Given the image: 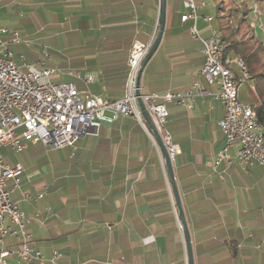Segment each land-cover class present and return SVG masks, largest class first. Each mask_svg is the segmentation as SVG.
Listing matches in <instances>:
<instances>
[{
  "label": "crops",
  "instance_id": "crops-1",
  "mask_svg": "<svg viewBox=\"0 0 264 264\" xmlns=\"http://www.w3.org/2000/svg\"><path fill=\"white\" fill-rule=\"evenodd\" d=\"M182 10V0H166L163 35L143 68L140 88L158 95L193 91L183 102L166 104L167 128L179 147L172 166L193 264H264V167L240 165L237 144L213 167L224 144L217 126L222 104L214 97L219 84L199 73L200 42L191 37V22L180 20ZM35 19L43 25L35 26ZM157 24L155 0H0V25L31 37L28 45L12 47L16 54L36 67L43 59L44 67L54 68L43 44L41 55L31 46L35 37H44L42 30H54V40L62 36L65 46L55 79L73 81L102 100L128 92L122 82L132 44L150 43ZM196 26L209 35V23ZM89 74L94 79L86 82ZM241 94L239 89L243 102H258ZM135 108L134 115L119 114L73 147L53 154L36 143L22 151L29 158L18 161L24 173L13 196L26 215L39 213L28 230L45 259L57 250L62 255L56 264H187L162 156L136 103ZM42 164L46 170L38 167ZM23 192L42 197L23 200ZM33 200L34 205L26 202Z\"/></svg>",
  "mask_w": 264,
  "mask_h": 264
},
{
  "label": "built area",
  "instance_id": "built-area-1",
  "mask_svg": "<svg viewBox=\"0 0 264 264\" xmlns=\"http://www.w3.org/2000/svg\"><path fill=\"white\" fill-rule=\"evenodd\" d=\"M183 10L180 20L190 21L191 37L200 42L203 63L199 73L208 81L219 84L214 97L222 104V116L217 126L224 136L223 147L214 161L215 168L227 157L229 147L237 144L236 159L240 165L250 168L254 165L264 167V139L258 138L259 123L249 103L238 98V92H230L228 77L220 73L217 66L215 38L209 24L210 33L202 36L196 22L199 11L206 7L203 0H182ZM210 22V16H204ZM19 31L0 27V260L8 263V258L36 264H56L61 253L53 250L49 259H45L39 249L33 246L32 234L28 225L39 218L36 212L28 216L22 211L13 194L21 185L24 173L22 163L7 160L8 154H17L29 144L39 143L46 148L60 149L73 147L78 139L92 133L103 123L112 122L119 114L128 115L135 108L133 84L138 63L150 45L135 41L132 45L128 65V92L111 104L95 94L78 90L73 81H57L56 68L30 64L23 53L16 54L14 45H28ZM43 51L45 49L43 48ZM232 62L241 71L236 59ZM68 74H74L71 70ZM76 76H79L76 73ZM92 74L85 77L89 82ZM239 88L245 82L239 79ZM196 83L192 84L194 87ZM192 97V89L185 92H169L158 95L154 92H142V100L150 117L166 146L171 162L174 161L179 147L172 140L166 128L168 110L166 104L172 101L183 102L184 97ZM111 112L112 115H107ZM137 116L138 112H137ZM42 193L32 196L23 192L21 199L37 200Z\"/></svg>",
  "mask_w": 264,
  "mask_h": 264
},
{
  "label": "trees",
  "instance_id": "trees-1",
  "mask_svg": "<svg viewBox=\"0 0 264 264\" xmlns=\"http://www.w3.org/2000/svg\"><path fill=\"white\" fill-rule=\"evenodd\" d=\"M144 1L145 0H134L135 4H141ZM210 1L212 4L209 8L211 15H206L211 17L209 24L220 34L222 41L226 44L224 56L228 58L231 57L232 59H239L245 66V70L248 74L247 82L251 84L258 99L256 104H249L255 112L257 122L264 129V42L258 39L254 33V22L256 19H261L264 29V0H236L241 1V4L235 6L229 5L227 8L222 6V0ZM155 2L156 5L158 4L159 6V0H155ZM255 6L257 8H255ZM203 9L202 15H204ZM254 10L259 11L258 17L255 16ZM157 30L158 24L155 29V36ZM152 41L153 39L151 42ZM129 71L130 69L127 67L122 82L124 89L127 87L126 81ZM125 94L126 93L123 91L117 99H107L105 101L113 104L121 100ZM130 115H134L133 112H131ZM231 247L235 249V246Z\"/></svg>",
  "mask_w": 264,
  "mask_h": 264
},
{
  "label": "water",
  "instance_id": "water-1",
  "mask_svg": "<svg viewBox=\"0 0 264 264\" xmlns=\"http://www.w3.org/2000/svg\"><path fill=\"white\" fill-rule=\"evenodd\" d=\"M165 15H166V0H159L157 34L154 37L153 41L150 43V45L147 47L144 55L142 56V58L140 59V61L138 63V66H137V69L135 72V77H134L133 94H134L135 101H136V104L138 107L139 118H141L143 123L146 125L148 131L150 132V134L154 138V140H155V142L159 148V151L161 153L164 169L166 172V177H167V180L171 186L172 195H173V199L175 202L177 220H178L179 226L181 228L184 243H185L187 264H193V255H192V246H191L189 228H188V224H187L186 217L184 214V210L182 207L178 187H177V184L175 181L172 162L169 159L166 146L162 142L160 134L157 131V129H156L151 117H150V114H149L148 110L146 109V106L142 100V92H141V88H140V77H141V73L143 71V68H144L146 62L148 61V59L152 56V54L157 49V47L160 43V40L162 38L164 26H165Z\"/></svg>",
  "mask_w": 264,
  "mask_h": 264
},
{
  "label": "rangeland",
  "instance_id": "rangeland-1",
  "mask_svg": "<svg viewBox=\"0 0 264 264\" xmlns=\"http://www.w3.org/2000/svg\"><path fill=\"white\" fill-rule=\"evenodd\" d=\"M205 1H206V8L203 9V13H204V15H211V12H210V9H209L210 5H212L211 1L210 0H205ZM221 4H222V6H225L227 8L229 5H234L235 6V5L241 4V1L222 0ZM157 6H158V4H157ZM255 8H257V7L255 6ZM254 14H255L256 17H258L259 16V11L258 10H254ZM34 17H35V15H34ZM34 22H35V26L40 27V26L43 25L40 20L35 19ZM200 22H202L204 25H208L207 22H205V21L203 22L202 21V17H200L198 19L197 24L200 23ZM254 23H255L254 33H255L256 37L264 42V29L262 27L261 19H256ZM0 27L9 28V27L4 26V25H0ZM42 32L44 33V37H42V38H40L38 36L35 37V39L31 43V46L32 47H37L38 51H36V52L41 55L42 54L41 45L43 44L45 46V51L47 50L45 53L46 54H48V53L50 54L51 67L57 68L59 65L64 64V57L60 53L62 51V49L65 47L64 44L60 41L63 37L62 36L60 37V35L58 36L56 34V38H55L57 40V42H56L54 40V30H51V29H47L46 30V29H44V30H42ZM21 35L26 40L31 41V37L30 36L25 35L23 33ZM23 46H24V44H23ZM239 89L241 90V93H242L241 97L242 98H246L247 97V98L253 100L254 102H257L256 94H255L254 89L252 88V86L250 84H247V82H246L243 85H241ZM51 151L53 152V154H54V151L55 152H59L58 149H51ZM6 157H7V160L9 162L12 161V160L23 161L24 159H28L29 158L27 152H22V153H19V154L17 153V154H15L13 156V158L9 154ZM34 163H36V161H34ZM36 165H38V164L36 163ZM38 167H40L42 170H46L47 169L46 164H42V165H40ZM26 202H28L30 205L31 204L34 205V202H36V201L33 200V201H26ZM175 216H176V214H175ZM11 264H29V263L27 261H19V260L16 259V260H13L11 262Z\"/></svg>",
  "mask_w": 264,
  "mask_h": 264
},
{
  "label": "bare ground",
  "instance_id": "bare-ground-1",
  "mask_svg": "<svg viewBox=\"0 0 264 264\" xmlns=\"http://www.w3.org/2000/svg\"><path fill=\"white\" fill-rule=\"evenodd\" d=\"M205 3L206 1L203 0ZM211 20V17H210ZM211 30L213 31V36L215 38L216 44V53L217 54V66L220 68V73L228 77L231 81H229V88L230 92H238L239 91V79L241 82H247L248 74L245 70V66L243 65L242 61L236 59L241 66V71H238L237 68L234 69V63L228 57L224 56L226 44L222 41L220 34L212 27ZM235 66V65H234ZM236 67V66H235ZM238 73H237V71ZM260 125V124H259ZM258 138L264 139V129L260 125L258 129ZM0 264H5L4 261L0 260Z\"/></svg>",
  "mask_w": 264,
  "mask_h": 264
}]
</instances>
